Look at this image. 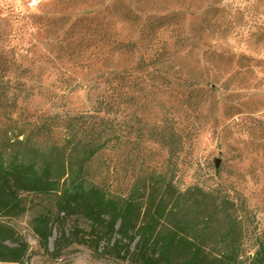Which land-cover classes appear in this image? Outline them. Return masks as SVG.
Segmentation results:
<instances>
[{
    "label": "trees",
    "instance_id": "trees-1",
    "mask_svg": "<svg viewBox=\"0 0 264 264\" xmlns=\"http://www.w3.org/2000/svg\"><path fill=\"white\" fill-rule=\"evenodd\" d=\"M168 2L120 0L121 22L136 39L119 49L152 55L104 77L91 110L14 119L19 94L0 75V217L24 215L23 194L54 198L56 210L31 227L44 249L55 237L53 256L78 244L128 264H264V231L245 197L220 185L182 189L180 163L197 127L184 125L181 107L192 95L199 106L213 104L215 85L169 65L182 59L187 39L185 14L166 13ZM203 28L192 32L202 36ZM165 32L173 43L161 42ZM148 143L167 153L163 170L146 166ZM109 150L127 155L133 180L126 191L109 182ZM27 251L14 235L0 237V264H20Z\"/></svg>",
    "mask_w": 264,
    "mask_h": 264
},
{
    "label": "rangeland",
    "instance_id": "rangeland-1",
    "mask_svg": "<svg viewBox=\"0 0 264 264\" xmlns=\"http://www.w3.org/2000/svg\"><path fill=\"white\" fill-rule=\"evenodd\" d=\"M168 1L163 6L166 13L185 14L187 39L182 59L169 65L180 68L183 78L215 85L213 104L199 106L201 98L192 95L181 107V113L189 115L184 125L197 127L180 163L182 189L220 185L240 193L262 232L264 0ZM155 9L164 8L156 5ZM120 13V0H0V75L5 72L9 87L19 94L12 117L40 121L51 114L91 110L103 91L104 77L131 68L143 55L144 63H149L151 52L126 55L119 49L120 42L136 39L124 28ZM197 26L204 27L202 36L192 32ZM160 39L174 42L170 32ZM146 146L152 157L146 166L163 170L167 153L152 143ZM104 160L110 165L113 189L126 191L133 180L127 155L109 150ZM23 198L24 215L0 217V237L8 233L27 244L20 264H128L98 257L78 244L53 256L55 237L44 249L31 227L36 216L56 210L54 198L34 194Z\"/></svg>",
    "mask_w": 264,
    "mask_h": 264
}]
</instances>
